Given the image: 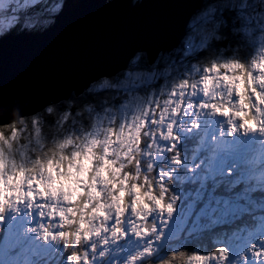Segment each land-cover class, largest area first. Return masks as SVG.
I'll list each match as a JSON object with an SVG mask.
<instances>
[{"label":"rangeland","instance_id":"obj_1","mask_svg":"<svg viewBox=\"0 0 264 264\" xmlns=\"http://www.w3.org/2000/svg\"><path fill=\"white\" fill-rule=\"evenodd\" d=\"M238 68L229 62L220 63L219 67L215 66L211 70L188 68V85L178 91L172 105V114L175 115V124L172 125L174 139L165 141L157 136L156 143L152 144L151 131L146 137H140L137 133L135 142L124 139L114 149L112 141H109L105 144L107 149H102L98 155L94 149L99 143L94 137L89 138L87 143L84 137L82 141L75 142L71 138L73 134H70L59 150L70 151L69 159L74 163L63 168L52 163L44 167L26 157L30 153V144L41 143L40 137L36 138L32 129L12 133L6 141L0 134V143L5 142V145L11 140L18 141L21 135H27L31 143L15 147L14 158L18 159L14 162L23 167L39 168V172L33 174L39 184L34 183L30 188L18 190L13 175L16 167L11 172L5 171L6 166H10L7 165L9 157L0 156V229H3L4 238L0 245V264H62L63 259L55 258L54 255L64 256L68 249L73 254L68 256L65 264H111L113 256L123 264L128 257L147 247L153 227L150 232L145 229V224L152 226L154 221L156 227H162L167 221L169 227L161 229L162 232L170 237L188 236L191 238L190 244L194 245L206 227L224 225L233 219L250 215L251 207L262 209L263 214L255 220H264V199L253 201L251 196L255 190L263 187L264 181L257 180L254 173L248 172L249 176H244L241 170H234L239 160L243 159L242 153L234 158L231 176H240L236 180L242 179L244 189L233 192L238 185L234 188L229 183L227 191L232 192L231 197L219 196L215 198V204L206 205L199 212L195 209L196 202L203 198L201 188L204 186V175L218 151V142L226 137L230 139L226 131L228 124L235 122V129L238 130L241 124L239 119L243 117L239 114L242 112L246 115L252 109L258 120V128L246 135L248 138L251 136L252 144L264 140V89L258 87L254 80L246 82L237 72ZM165 123L172 122L169 120ZM259 126L261 131L257 133ZM190 136L197 137L200 142L181 150V143ZM142 143L146 146L145 150H142ZM21 146L22 152L19 149ZM72 146H75V150ZM81 147L84 148L83 152ZM258 149L262 150L261 157L264 159V143ZM247 150L254 153L252 148ZM185 154L189 156L185 157ZM169 158L171 160L167 162ZM259 159V155L254 156L255 162ZM97 160L102 161L99 167L96 166ZM59 161L65 164L63 158L59 157ZM126 161H134L133 167H130L133 176L124 173ZM22 176H28V172ZM48 176L52 177L51 181L47 179ZM154 186L158 189L155 195L151 192ZM177 188L183 189L185 193L181 190L177 192ZM177 196L179 199L182 197L180 206ZM184 203L186 205L180 211ZM192 215H195L193 223ZM133 226L139 235L130 233ZM21 227L35 243L13 246L10 242L13 233ZM66 227L72 229V240L69 242L67 236L70 234ZM257 227L255 224L254 229ZM117 229L130 234L127 241L119 240L118 245H112L114 235L119 239L118 233H115ZM241 234L231 233L229 236L239 241L230 244L232 258H236L241 251L245 252V256L250 253L259 256L261 253L255 251L251 240L264 242V237L256 230L248 233V238ZM63 240L66 245L64 248L51 249L54 243L60 244ZM185 242L188 246L187 240L182 243ZM179 245H173L172 251H177ZM106 246L111 249L109 258L101 259L100 252ZM117 248L121 249L118 253ZM190 248L193 249L192 246ZM79 249L76 255L75 251ZM161 253L157 255L160 254V257ZM200 257L201 264H205L207 258ZM149 259L145 256L137 264H147Z\"/></svg>","mask_w":264,"mask_h":264},{"label":"clouds","instance_id":"obj_2","mask_svg":"<svg viewBox=\"0 0 264 264\" xmlns=\"http://www.w3.org/2000/svg\"><path fill=\"white\" fill-rule=\"evenodd\" d=\"M140 2L141 0H131L133 6ZM197 3L198 7L187 18L184 35L176 46L160 49L155 54L146 48L134 49L128 54L124 67L115 72L97 75L82 89L73 90L67 97L48 101L38 109H30V97L5 98L0 93V132L15 133L30 127L34 136L39 138L46 117H52L54 123L51 126L54 128H63L69 120L79 122L82 126L87 122L88 131L84 134V139L87 143L89 138L94 137L99 142V146L94 149L98 155L109 141H112L113 147H118L124 139L135 142L138 139L137 133L140 137H146L151 131L152 144L156 143L157 136L165 141L174 139V98L178 91L188 85L189 64L195 68L194 62L203 58L215 57L212 63L224 56L235 60L243 66L246 82L254 80L258 87L264 89V67H261L264 65V0H197ZM64 5L65 0H59L58 9L51 16H45L30 12L29 9L34 5L25 7L24 0H6L4 6L0 7V22L10 21V25L0 24V39L44 33L55 25ZM240 71L238 68L237 72ZM169 120L172 123L166 124ZM72 147L75 150V146ZM80 150L83 152L84 148L81 147ZM12 154L11 143H0V156L9 157L10 166L5 168L7 172H11L13 167H23L15 164L11 159ZM66 154L70 157V153ZM101 163L102 161L97 160L96 166L99 167ZM241 167L251 168L252 165L241 162ZM261 169H264V165L257 169V179L264 178V170ZM35 170L39 172L38 167ZM90 175L99 179L94 174ZM47 179L51 181L52 177L48 176ZM59 195L62 196L63 193ZM168 227L167 221L162 227H153L152 238L147 241V247L128 257L123 264H137L145 256L150 258L149 264H173L177 257L183 258L185 264H201L198 255L187 245L186 250L172 251L173 245L182 244V241H189L191 238L184 235L170 237L161 231ZM115 233H118L119 239L114 235L112 245H118L119 240L127 241L130 233L139 235L135 226L130 229V233L121 229L115 230ZM205 239L208 248L205 264L246 262L244 251L232 258L230 244L239 241L228 236L221 237L224 241L222 243L217 242V237L213 236ZM166 249L168 255L155 259L158 253ZM110 250L106 246L100 252V258L108 259ZM119 251L121 249L117 248V253ZM111 264H121V261L113 256Z\"/></svg>","mask_w":264,"mask_h":264},{"label":"water","instance_id":"obj_3","mask_svg":"<svg viewBox=\"0 0 264 264\" xmlns=\"http://www.w3.org/2000/svg\"><path fill=\"white\" fill-rule=\"evenodd\" d=\"M197 7V0H65L51 29L0 39V93L30 97V109L67 97L124 67L134 49L176 46Z\"/></svg>","mask_w":264,"mask_h":264},{"label":"trees","instance_id":"obj_4","mask_svg":"<svg viewBox=\"0 0 264 264\" xmlns=\"http://www.w3.org/2000/svg\"><path fill=\"white\" fill-rule=\"evenodd\" d=\"M143 0H141L142 2ZM53 0H47V3H45V0H42L40 5L38 6H34L32 8L29 9L30 12H36V13H41L45 16H51L53 13L47 11V9L44 7V5L46 4H50L52 3ZM55 2L59 3V0H55ZM212 59H215V57H210V58H203L196 63V67L199 70H211L213 69L215 66L219 67L220 63L223 62H229L232 63L234 65H237L241 71L239 72V74L241 75L242 78L245 79V75H244V71L243 66L240 64H237L235 60L233 59H229L227 56L221 57L220 59L216 60V63H212ZM188 68L193 69L194 67H192V64H189ZM252 110V109H251ZM251 110H249L247 112V115L245 116L246 121L249 124H256L258 125V120L255 118V113H253ZM78 121L80 120V118H77ZM54 123V120L52 119V117H46V123L43 127L40 139H41V143L38 145H34V144H30V147L28 150H30V153L26 154V157H28L29 159L36 161L39 164H42L44 167H49V165L55 164L56 166H60L63 168H67L69 165L73 164L74 162L71 161V159H69V155L66 153H70L71 156V152H63L59 150V147L61 146L62 142L65 140V138L68 135H72L71 138L75 141V142H80L82 141L84 134L88 131V124L87 122H84L83 126L81 125V123L77 122V123H73L71 120H69L68 124L64 125L63 128H60L59 126L57 127H52L51 125ZM29 130H31V128L29 127ZM0 134L3 135L4 137V141L8 140L12 134V132H0ZM27 135H21L19 140L16 141L15 140H11V144L13 147V152L16 151L15 147H18L19 145H28V143H31V139L29 138V140L26 137ZM16 138V137H15ZM188 139L185 138V142H183L182 146H181V150L182 148L184 149H188L191 146H195L197 145V143H199L198 138L194 137L191 138L187 137ZM3 141V142H4ZM96 141V140H95ZM97 143H99L98 141H96ZM5 144V142L3 143ZM145 145H143L142 143V150H145ZM21 152L23 150L22 148ZM107 149V148H106ZM115 149V147H114ZM21 155V153L19 154ZM40 157V159H37V157ZM8 157V156H7ZM59 157L63 158L65 160V164H62L59 161ZM12 160H16L17 158H14V153L12 154ZM136 158V157H135ZM169 160H171V158H169ZM46 161V162H45ZM121 163V161H120ZM17 165H19L18 163H16ZM7 165H9V161H7ZM134 165V161H132L131 163H128L127 161L125 162V167L124 168V173L125 174H129L131 175V172L129 171L130 167L132 168ZM31 167V166H29ZM29 167H21V168H16L14 170L13 173H15V183H17V188L18 190L20 188H30L34 183H38V179H36V176H33L34 173H38L35 169L37 168H29ZM24 172H28V176H22V174ZM248 173V171H247ZM19 175V176H17ZM29 176L31 177V179H29ZM229 181V178H228ZM21 182V184H20ZM39 184V183H38ZM178 190H181L182 193H185V191L181 188H177V192ZM150 191V190H148ZM151 192L155 195L158 193V189L154 186L153 189H151ZM228 195H230V192L228 191ZM141 194H144V192L141 191ZM226 196H221V197H226ZM181 198V197H180ZM263 196H258L255 195L254 199L258 200V199H262ZM167 203H168V198H167ZM251 214L247 215V216H243L240 219L237 220H231V222H227L224 223V225H217V226H208L206 227L203 232L202 235L198 237L197 239V243L194 245L190 244V240L187 241L189 249H191L192 252L196 253V254H200V256H204V257H208L207 256V241L205 239V237L207 236H213V237H218V236H230L231 233H233V235L238 234V232H242L243 230H247V229H254L255 224L259 225L260 223L258 221H256V217H259L261 214H263L262 209H256L254 207L250 208ZM67 232L70 234L69 235V241L72 240V229L66 227ZM2 236V233L0 234V237ZM184 242V241H182ZM186 242L183 243V246H180L178 248L177 251H181V250H186L185 248ZM193 247L190 248V247ZM80 252V249L75 251V254L77 255V253ZM73 253L69 252L67 254V256H71ZM81 254V253H80ZM199 257V256H198ZM173 264H185V261L183 258L181 257H177L174 261Z\"/></svg>","mask_w":264,"mask_h":264},{"label":"snow or ice","instance_id":"obj_5","mask_svg":"<svg viewBox=\"0 0 264 264\" xmlns=\"http://www.w3.org/2000/svg\"><path fill=\"white\" fill-rule=\"evenodd\" d=\"M6 3V0H0V7H3ZM41 0H24L25 7L29 6H38L40 5ZM44 7L49 12H55L58 9V3L53 0L52 3L44 5ZM3 26L10 25L8 22H0ZM242 145L236 140H227L222 139L218 142V151L215 155V158L208 170H206L204 175V186L201 188L203 192V198L198 200L195 204V209L197 212L201 209H205L206 205L211 206L216 203L215 198L219 196L228 195V177L232 175L233 161L235 156L241 152ZM233 192L239 191V189H233ZM195 219V215L191 216V223ZM3 229H0L2 232ZM221 237L218 236L217 242H224ZM13 246H27L29 243H35L32 237L28 235L23 228H19L16 232L13 233V236L10 241ZM261 250H264V243L259 245ZM248 264H264V251L261 252L260 256L253 258L251 255L249 257Z\"/></svg>","mask_w":264,"mask_h":264},{"label":"flooded vegetation","instance_id":"obj_6","mask_svg":"<svg viewBox=\"0 0 264 264\" xmlns=\"http://www.w3.org/2000/svg\"><path fill=\"white\" fill-rule=\"evenodd\" d=\"M95 177H97V176H95ZM178 206H180V202H181V200H178ZM186 205V203H184V204H182L181 205V207H180V211H182L183 210V208H184V206ZM177 206V207H178ZM184 213H186V211H184ZM186 214H184V216H185ZM151 219V218H150ZM145 227H146V224H145ZM3 241V240H2ZM0 245H1V243H0ZM162 255L161 256H166V255H168V250L166 249L164 252H162L161 253ZM160 255V254H159ZM159 255H157L156 257H155V259H159L160 257H159ZM198 256H200L199 254H197ZM56 258H58V257H56ZM200 258H202V259H205V257L204 256H201ZM207 259H208V257H206ZM67 259H63V261H62V264H65V261H66ZM58 263H61V262H58ZM57 263V264H58ZM147 264H149V262H147Z\"/></svg>","mask_w":264,"mask_h":264},{"label":"bare ground","instance_id":"obj_7","mask_svg":"<svg viewBox=\"0 0 264 264\" xmlns=\"http://www.w3.org/2000/svg\"><path fill=\"white\" fill-rule=\"evenodd\" d=\"M214 115V114H213ZM213 117V116H212ZM210 118V117H209ZM214 119V118H213ZM208 121V120H207ZM209 122V121H208ZM241 153V152H240ZM240 153L238 154V156H240ZM258 180V179H257ZM179 200H182V197L179 199ZM148 225V224H147ZM149 226V225H148ZM151 229L149 228V231H150ZM151 232V231H150ZM239 236V235H238Z\"/></svg>","mask_w":264,"mask_h":264}]
</instances>
